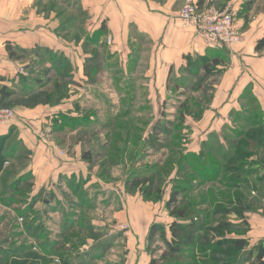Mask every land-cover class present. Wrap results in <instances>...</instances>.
Here are the masks:
<instances>
[{
    "label": "crops",
    "instance_id": "1",
    "mask_svg": "<svg viewBox=\"0 0 264 264\" xmlns=\"http://www.w3.org/2000/svg\"><path fill=\"white\" fill-rule=\"evenodd\" d=\"M196 1L201 8L235 10L243 40L220 50L206 47L179 20L183 0H73L71 5L64 0H0V89L12 92L10 99L51 91L44 80L49 83V78L56 77L53 73H61V62L68 64V72L59 75L69 78L63 99L53 104L21 106L13 97L16 119L0 126V154L4 158L0 181L11 175L7 179L9 188H1L0 233L7 222L6 232L25 237L26 251L37 254V264H57L50 253L58 255L54 259H66L71 264L74 255L82 264V247L106 236L122 241L123 250L118 254L120 261L103 259L104 264H149L148 230L156 222L153 218L162 222L170 219L164 209L170 184L161 200L146 201L138 191L127 190L129 165L107 166L101 175V160L91 167L82 158L91 136L107 134L109 123L113 125L121 113H126L123 120L132 116L142 125L143 138L152 126L172 127L178 102L193 88V73H201L205 69L202 62L209 58L207 69L219 72L220 77L212 85L208 106L198 101L188 103L190 110L199 108L202 112L196 118L188 112L184 116L186 151L198 152L214 134L223 142L226 131L242 124L239 112L246 114L256 107L264 116V49L255 50L264 34V0ZM69 9L73 13L67 15ZM6 45L14 57L9 56ZM35 48L51 60H44L42 55L41 61L34 55L29 57L42 68H52L51 72L40 73L42 77H20L17 69L23 63L16 53H33ZM21 80L32 85L18 92ZM194 89L200 91L199 87ZM168 104L175 105L173 121L160 111ZM19 113L22 117L18 122ZM11 133L21 140L19 151L1 145ZM141 160L134 164L137 173L142 170ZM28 177L30 184L24 186ZM23 189L30 202L21 212L12 194ZM88 190L101 193L99 200L89 203L87 197L92 196ZM247 217L251 249L264 241V198ZM126 221L129 230L118 229ZM98 255L88 253L91 259ZM252 259L250 255L249 261Z\"/></svg>",
    "mask_w": 264,
    "mask_h": 264
},
{
    "label": "trees",
    "instance_id": "2",
    "mask_svg": "<svg viewBox=\"0 0 264 264\" xmlns=\"http://www.w3.org/2000/svg\"><path fill=\"white\" fill-rule=\"evenodd\" d=\"M202 1L199 0V4ZM6 49L9 56H15L9 45H6ZM262 49H264V34L255 45L256 51ZM208 61L209 58H206L202 63L205 69L208 68ZM66 90L65 84L56 83L53 91L34 92L14 102L21 106L53 104L65 97ZM11 95L12 92L6 88L0 89V106L12 108L14 103L10 99ZM188 103L191 102H182L179 105L176 121L172 127L161 126L165 139H169L163 146L167 152L162 163L158 162L149 168L140 167L142 170L139 173L134 171V164L148 154L147 141L155 137L153 131L156 126H152L150 133L143 138L142 125L135 123L132 116L123 120L126 114L124 112L117 117L119 120H115L113 125L109 123L107 126L111 132L108 131L109 133L106 134L108 138L106 143L101 144L107 149L101 158L100 166H107L106 157L109 160L108 166L129 165L131 171L126 179L127 190L138 191L146 201L161 200L166 192L165 187L170 184L164 207L172 222L168 226L170 236L164 237L166 250L161 259L185 258L187 254L181 247L186 246L191 250L189 258L195 264H264V241L258 242L250 249L247 239L250 229L247 215L257 209L253 206L251 198L260 200L261 193L258 189L264 187V117L256 120L246 117L242 120L239 113L237 117L238 120H242V124L226 131L223 142L218 141L214 134L213 139L204 142L198 152H190L183 146L184 116L188 112L196 118L201 115L202 110L199 108L190 110ZM248 113L247 111L246 115ZM261 114L263 116L262 112ZM90 154V150L82 151V158L91 163L93 158ZM3 160L0 154V166ZM199 189L202 192L196 201L194 195L189 196V194ZM184 195H186L185 203L180 201ZM250 196L252 197L249 198ZM205 203H209V210L203 212V216L199 212H202L201 207ZM219 215L224 217L232 215L237 221L233 223L220 219L215 226H211L210 218ZM161 228H163L161 224H151L147 240L151 241ZM208 233H214V237H209ZM2 249L0 246L1 251ZM246 251L249 254L243 257ZM250 255H253L251 262ZM27 256L20 260L15 255L13 261L9 263L37 264L36 253ZM55 262L71 264L66 259H57ZM158 263V260L152 258L149 261V264ZM166 264L187 263L176 261Z\"/></svg>",
    "mask_w": 264,
    "mask_h": 264
},
{
    "label": "rangeland",
    "instance_id": "3",
    "mask_svg": "<svg viewBox=\"0 0 264 264\" xmlns=\"http://www.w3.org/2000/svg\"><path fill=\"white\" fill-rule=\"evenodd\" d=\"M64 1L67 2L68 5H71L72 2H73V0H64ZM66 12H67V15H70L71 13H73V11L71 9L66 10ZM78 21H80V20H78ZM38 50L39 49L33 50V53H29V52L27 53V52H21V51H18L16 53L18 58L22 59L21 62L23 63V65H20L19 69H17V73H19L18 75L20 77L22 76V77H27L28 78L31 75H34L35 77H42V75L40 73H45L47 75L48 74L47 71L51 72L52 68H45V67L42 68V66L38 65L37 63L35 64V60L33 61V57H29L30 55H34V57L40 58V61H41V58H42L41 55H42L44 60H51L49 55H47L44 52L42 53V52H40ZM224 61H227V58H224ZM200 64H201V61H200ZM59 65H60L61 68H63L61 73L68 72V64L67 63L61 62V64H59ZM33 66H35V67H33ZM32 68H35V69L33 70ZM44 71H46V72H44ZM218 73L219 72L212 71L211 69H208V70L207 69H203L201 73H197V74L193 73V76H194L193 78L194 79L191 82L193 88L187 90V93L188 92L189 93L185 94L183 96L184 98L182 97L181 98L182 100L180 102H178V103L181 104L182 102H188V101L192 103L194 101H198L199 104L202 102L204 107L208 106L209 102L211 101L212 95H213V87H212V85H213L214 82H217L218 77H220V75ZM52 75H56L55 79L49 78L48 79V81H50L49 83H47L46 80H44V82H43V84L46 86V88L50 89L51 91H53L54 88H55L54 87L52 89L54 83L56 84V83L60 82V84H65L66 85L67 82L69 81L68 77H65V78H64V76L61 77V76L57 75V73H55V74L53 73ZM100 76H102V73L100 74ZM44 79H47V77L44 78ZM20 83H22V86H21L22 88L17 89L18 92H22L21 90H24V89L26 91V89L30 87L29 85H32L31 82H29V81L21 80ZM195 87H199L200 91L196 92V89H194ZM13 92H14L15 95L18 94L15 91H13ZM16 99L20 100L19 97L15 96L14 100H16ZM114 99H115V97H114ZM178 103L175 102L176 105H179ZM173 106L175 107V105H173ZM173 106L168 104L165 109L160 110L161 112L163 111L164 114H166V117L168 118V121H173L172 117H173V114L175 112ZM248 112H249L248 114L250 116H247L248 114L246 115L243 112H239L240 113V118L243 120L244 118L247 117V118H250L252 120H256L258 118L264 117V116H262L261 111L259 110V108H256V107L250 108L248 110ZM157 114H159V111H157ZM17 116H18L17 120L19 122V117H22V115L19 113V115L17 114ZM167 128H170V125H168ZM99 129L102 130L103 127L100 126ZM108 131L110 132V130H108ZM88 132L92 133V130H88ZM153 133H154L155 137H152V138L148 139V141H147L146 150H147L148 154L144 158V160L140 161V164L142 162L141 167H145V168L152 167V165H155L158 162L162 163L163 159L165 158L167 149L165 147H163V146L165 145L164 143H167V141L169 139H165L164 131L162 130L161 126H158V127L156 126V128L153 131ZM8 135H10V133ZM91 138L92 139H89L88 143H86V146H84L85 148H83V149H85V150L86 149L87 150L88 149H92V151H94V154L93 153L90 154L92 156V158H93V161L90 163L91 167H92L93 164H94V166H97L98 162L101 160L102 156L104 155V151H105V149H107V147L106 148L102 147L101 144L102 143H106V139H108V138H107L106 133L104 134V136H99L98 135L96 138L91 136ZM4 142H1V145L5 144L6 149H7V146L12 147V149L18 150V151L20 149H22V147L20 145L21 140L19 139L18 135L16 136V133L12 134L11 136H9L8 141H6L5 143ZM67 143H68V141H67ZM98 152H100V154H97ZM107 159L108 158L106 157L105 165L108 166L109 160H107ZM10 164L11 163H9V165ZM107 166L103 167V169H102L103 172L102 173L100 172L101 175L107 171L106 170L107 168H105ZM100 174H97V175H100ZM9 176H11V175H5V180H7L9 178ZM5 180L0 181V199L2 198L1 197L2 196V191H1L2 189L1 188H4V189H8L9 188L8 187L9 180H7V181H5ZM24 183H25L24 186L29 185L30 184V178L29 177L25 178L24 179ZM197 187H199V186H197ZM258 191L261 193L260 194L261 198H263V196H264V187L263 186L260 187L258 189ZM88 192L89 193H87V194H90L92 196V197H87V200H89V203H91L93 201L95 203L101 197V193H97L96 191L88 190ZM168 192H169V189L167 190V194H168ZM201 192H202V190L199 189L198 191H196L193 194H189V192L187 194H189V196L190 195H192V196L194 195L193 197L196 198V201H198V197L201 195ZM86 196H85V198H86ZM185 196L186 195L182 196L181 199H180V201L183 202V203H185V201H186L185 200ZM251 197L252 196H250L249 198H251ZM13 198H14V201L19 204L18 210L21 211V212H24V208L22 209V207L25 204H27L28 202H30V200H29L30 198H29V195L27 194V190L23 189L20 192H15L14 194H12V199ZM261 198H260V200H261ZM251 200L253 201V206L258 209L259 206H260V200H257V199L255 200V197L251 198ZM208 204L209 203H205L201 207L202 212H199L200 214L203 215L205 213V211L209 210V205ZM156 208L157 207H153V210H157ZM0 213H1V211H0ZM195 213H197V211H195ZM199 213H197V214H199ZM93 215H91V213L89 214V216H91V217H95L96 216L95 214H93ZM23 216L26 217L27 213H25ZM170 219H171V217H170ZM170 219H167L166 220L167 222H165V221L162 222V220L153 218V220L156 221L154 223L161 224L163 226V228H161L158 232H156L155 237L151 241L147 240V251H146L147 255L146 256L148 257L149 260L151 258L158 260V262H159L158 264L173 263V262H176V261H179V262H182V263H187V264L188 263L189 264H195L194 261H192L191 258H189L191 250L187 249L186 246H182L181 247L183 249L182 251H184L187 254V255L184 256L185 258H181L179 260L170 259V258L161 259V257L163 256V254L165 253V250H166V245L164 243V237L165 236L166 237L170 236V233L168 231V226L172 222V220H170ZM220 219L229 220L231 222L237 221V218H235L232 215H228V216H225V217L219 215V216H216L215 218H210L209 223H210L211 226H215L216 222L218 220H220ZM6 224H7V222L4 223V227H1V229L2 230L4 229V231L1 230L2 232L0 233L3 236V237H1V235H0V245H2V246L4 245L3 246L4 249L2 251H0V264H10L9 261H13V257L15 255H17L19 257V259L22 260V259L26 258L27 255L31 254V253H28L26 251V248H27L28 244H26L25 237H23L21 234H18L17 237L12 236L11 232L8 234V231L6 232ZM10 224L11 223H9V225ZM7 228H10V227H7ZM118 229H120V230H129V223L126 221V223L122 224L120 227H118ZM5 235H9V238L8 237H4ZM208 236L209 237L210 236L214 237V233H208ZM89 244L90 245H87L85 248L82 247V249L84 251L82 256H85V257H83V262H82L83 264H85V263L104 264L103 263V259L111 261V262L114 261L113 263H116V262H118V261H120L122 259L121 257L118 256V254L123 250V248H122L123 242L122 241L117 242L114 238L112 239L111 236L110 237L106 236V237L100 238V240H98V242H95V243L91 242ZM30 249H31V246H30ZM134 249H136V246H135ZM89 252L92 253V254H97L98 253L99 255H98L97 258H99V259H97V258L96 259L89 258L88 257V253ZM51 254H53L51 259L54 260V263H57V262H55L54 257H57L58 255H55V253H50V255ZM247 254H249L248 251L244 252L243 257H246ZM73 262H74V264L80 263V262L76 261V258L74 257V255H73Z\"/></svg>",
    "mask_w": 264,
    "mask_h": 264
},
{
    "label": "built area",
    "instance_id": "4",
    "mask_svg": "<svg viewBox=\"0 0 264 264\" xmlns=\"http://www.w3.org/2000/svg\"><path fill=\"white\" fill-rule=\"evenodd\" d=\"M179 20L182 26L192 29L194 36L211 49L229 48L243 40L240 24L236 22V12L230 7L222 10L212 6L201 8L196 0H183ZM107 41L110 42L109 39ZM15 119L13 108L0 106V126H6Z\"/></svg>",
    "mask_w": 264,
    "mask_h": 264
}]
</instances>
